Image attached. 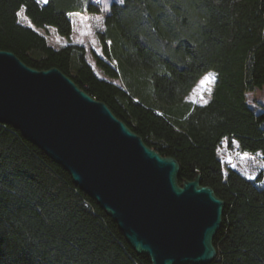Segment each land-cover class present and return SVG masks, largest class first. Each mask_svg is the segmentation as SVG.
<instances>
[{"label": "trees", "instance_id": "trees-1", "mask_svg": "<svg viewBox=\"0 0 264 264\" xmlns=\"http://www.w3.org/2000/svg\"><path fill=\"white\" fill-rule=\"evenodd\" d=\"M24 10L31 25L20 22ZM72 14L101 15L95 0H0V50L38 70L57 68L164 157L180 183L199 173L225 201L210 264H264V188L219 157L224 141L264 155V113L247 94L264 89V0H125L104 14L97 76L78 45L52 47L38 32L71 42ZM110 42V43H109ZM215 73L207 105L186 100ZM112 80H118L120 85ZM0 264H151L62 166L0 123Z\"/></svg>", "mask_w": 264, "mask_h": 264}, {"label": "water", "instance_id": "water-1", "mask_svg": "<svg viewBox=\"0 0 264 264\" xmlns=\"http://www.w3.org/2000/svg\"><path fill=\"white\" fill-rule=\"evenodd\" d=\"M0 123L70 175L151 264H210L225 201L198 173L180 183L164 157L105 103L57 68L38 70L0 50Z\"/></svg>", "mask_w": 264, "mask_h": 264}, {"label": "rangeland", "instance_id": "rangeland-1", "mask_svg": "<svg viewBox=\"0 0 264 264\" xmlns=\"http://www.w3.org/2000/svg\"><path fill=\"white\" fill-rule=\"evenodd\" d=\"M38 1L41 4H46L43 0ZM115 2H117V0H106L105 3L101 4L103 9V14L101 15L74 14L71 16L74 24V33L72 35L71 42H68L64 38L60 37L54 28H48L47 30L38 29V32L44 35L48 43L56 49H60L68 45H78L84 47L87 51L88 63L92 66L97 76L101 79L108 80L103 75L102 71L97 67L93 53H96L98 56L108 61L102 52L99 33L104 30V14L109 12L111 5ZM20 22L23 25H31L24 10L20 13ZM209 74L213 77V81L211 83H207L204 81L203 77L186 98L188 102L193 105H204L205 99L210 101L215 83L217 81V75L213 72ZM112 82L120 85L118 80H112ZM247 104L256 114L264 113V89L248 93ZM219 157L224 165L225 173H227L229 169H233L252 181H256L261 177L262 180L259 183V187L264 188V155L260 153L253 155L243 152L240 150L236 142L233 143L232 148H229L228 143L224 141L219 150Z\"/></svg>", "mask_w": 264, "mask_h": 264}, {"label": "snow or ice", "instance_id": "snow-or-ice-1", "mask_svg": "<svg viewBox=\"0 0 264 264\" xmlns=\"http://www.w3.org/2000/svg\"><path fill=\"white\" fill-rule=\"evenodd\" d=\"M44 3H48V0H43ZM106 0H96V3L97 4H103L105 3ZM117 3L120 5V6H124L125 5V0H117ZM110 43V42H109ZM204 81L207 82V83H211L213 81V77L211 76V74H208V75H205L204 76ZM203 98V97H202ZM209 103L208 100H204V105H207Z\"/></svg>", "mask_w": 264, "mask_h": 264}, {"label": "crops", "instance_id": "crops-1", "mask_svg": "<svg viewBox=\"0 0 264 264\" xmlns=\"http://www.w3.org/2000/svg\"><path fill=\"white\" fill-rule=\"evenodd\" d=\"M74 14H72L71 16H73ZM72 19V18H71ZM73 26H74V24H73ZM73 33H74V30H73Z\"/></svg>", "mask_w": 264, "mask_h": 264}]
</instances>
